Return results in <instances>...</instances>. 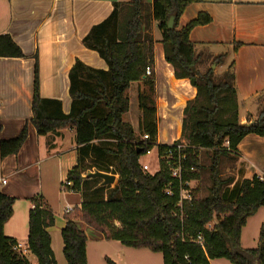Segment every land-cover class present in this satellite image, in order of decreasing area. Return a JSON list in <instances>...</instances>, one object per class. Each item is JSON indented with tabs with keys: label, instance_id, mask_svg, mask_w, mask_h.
<instances>
[{
	"label": "trees",
	"instance_id": "1",
	"mask_svg": "<svg viewBox=\"0 0 264 264\" xmlns=\"http://www.w3.org/2000/svg\"><path fill=\"white\" fill-rule=\"evenodd\" d=\"M200 1L113 3L110 15L93 26L81 41L83 47L97 53L107 70L90 68L78 60L74 63L68 73L71 103L67 115L62 113L59 101L40 97L35 62L30 124L38 136L65 129L75 132L77 164L65 181L71 184V191L81 193L83 202L80 208L64 214L60 237L66 264H87V238L78 223L106 241L160 254L163 264H209L213 260L264 264L262 234L256 249L240 247V232L246 219L264 207V177L259 180L254 176L230 187L233 179L219 173L221 159L235 155L246 136H264V106L255 123L240 124L232 65L220 78H215L210 69L200 70V56L195 54L189 33L197 26L209 24V16L200 14L178 29L185 8ZM170 16L175 17L172 29L167 27ZM152 23L156 24L158 42L174 77L187 79L196 90L195 98L183 111L181 137L171 145H156L154 102L146 94L139 93L137 99L142 114L138 136L123 121L129 109L126 92L132 83L142 82L148 93H153V73L145 75V68L153 66ZM23 57L8 35H0V58ZM143 136L147 139L143 140ZM26 137L24 127L17 137L1 140L0 159L16 154ZM181 143L186 146L182 150L186 156L183 167L196 169L195 173H182V188L189 191V201H181V187L171 179L164 164L169 152L175 158V146ZM154 148L159 171L151 175L142 171L139 160ZM199 151L211 154L210 186L204 198L197 189L184 185L200 178ZM65 189L61 187L62 191ZM14 202L0 193V264H29L14 250L17 243L4 234ZM29 202L32 209L28 212L27 251L37 264H55L47 232L54 224L53 215L44 208L41 196ZM210 223L212 229H207ZM197 237H201V245Z\"/></svg>",
	"mask_w": 264,
	"mask_h": 264
},
{
	"label": "crops",
	"instance_id": "2",
	"mask_svg": "<svg viewBox=\"0 0 264 264\" xmlns=\"http://www.w3.org/2000/svg\"><path fill=\"white\" fill-rule=\"evenodd\" d=\"M127 1L0 0V35H8L24 55L20 59L0 58V141L17 137L24 127L27 130L19 151L0 159V179L6 181L0 193L15 199L13 215L5 224L4 234L27 248L24 225L32 209L29 199L41 196L44 208L54 218L47 232L55 264L56 251L62 252L63 244L54 243L52 234L60 235L65 225V211L80 208L83 197L68 187L61 190L67 174L77 164L74 130L38 136L30 124L34 65L36 62L40 97L59 101L62 113L67 115L71 103L68 73L74 63L78 60L90 68L107 70L96 52L83 47L82 39L110 15L113 3ZM142 1L152 5L154 0ZM200 14L208 15L210 23L197 26L189 33L195 54L200 56L201 63L206 60L214 63L219 58L215 62L219 74L232 65L240 124L255 123L264 106V0H201L185 8L178 29ZM151 35L155 40L152 73L156 145H171L181 137L183 111L195 98L196 90L187 79L174 77L173 68L164 59L163 46L158 42L155 23H152ZM143 90V83L137 82L126 92L129 109L123 121L137 136L142 117L137 99ZM139 163L144 165L140 160ZM220 163L233 177L230 187L254 176L264 177V136H246L237 146V153L223 157ZM70 196L73 197L70 199ZM78 226L87 238L88 256L89 241L103 238L80 223ZM25 258L29 264H37L29 252ZM209 264L223 263L213 260Z\"/></svg>",
	"mask_w": 264,
	"mask_h": 264
},
{
	"label": "rangeland",
	"instance_id": "3",
	"mask_svg": "<svg viewBox=\"0 0 264 264\" xmlns=\"http://www.w3.org/2000/svg\"><path fill=\"white\" fill-rule=\"evenodd\" d=\"M202 66H200V70L202 72L210 69L215 78H220L222 74L217 72V64L212 63L210 60L202 61ZM150 93V92H149ZM148 93L147 88L144 86L143 94H146L149 99L153 100V93ZM264 97V96H263ZM150 101V100H149ZM199 180L197 182L191 183V189H197L198 194L201 198L206 197L207 190L210 186L209 179V169L211 165V154L209 151H202L199 153ZM140 162L142 164H146L149 167L150 173H154L158 168V160L157 154L155 151H151L149 155H145L141 157ZM219 173L223 178H232L231 175L226 173L224 169L221 167V163L219 165ZM73 196H70V199ZM61 204L58 205V212H60ZM28 220V219H26ZM25 221V217L23 219ZM28 221H26L25 232H28ZM95 233V232H93ZM97 233H95L96 235ZM264 238V207L259 208L254 215L248 217L246 219L245 225L242 227L240 232V247L243 250H254L259 245L260 236ZM91 236V234L89 235ZM53 242L58 243L60 245L61 238L60 235L52 234ZM56 262L57 264H66L63 254L60 251H56ZM27 252L24 257H26ZM111 260L115 264H163L162 257L160 254L152 253L148 250H136L130 249L122 246L118 242L115 241H106V240H90L88 243V256L87 261L88 264H107L105 259ZM35 260V259H33ZM223 264H229L225 260H220Z\"/></svg>",
	"mask_w": 264,
	"mask_h": 264
},
{
	"label": "built area",
	"instance_id": "4",
	"mask_svg": "<svg viewBox=\"0 0 264 264\" xmlns=\"http://www.w3.org/2000/svg\"><path fill=\"white\" fill-rule=\"evenodd\" d=\"M152 73V69L151 67H146L145 68V75L146 76H150V74ZM147 139V136H143V140H146ZM185 144L184 143H181L177 146H175V152H176V156L175 158L173 157V154L171 152H169L165 157H164V160H165V167L167 168L168 172H169V175L171 177V179L173 180H176L178 182V184L180 185V199L181 201H189L190 200V193L188 190H183L182 188V173L183 172H188V173H195L196 169L193 168V167H190L189 169H185L183 167V162L186 160V156L184 154H182V150L185 149ZM224 147H228V143L225 142L224 144ZM151 153V151H147L146 152V155H149ZM158 160V158H157ZM141 169L143 172L145 173H149L151 175L155 174L156 172L159 171V168L154 172V173H150V170H149V167L148 165L144 164V165H141ZM259 180H262V177H258ZM191 183H185L184 185L189 187L191 189ZM6 184V181L4 179H0V187L5 185ZM63 186L65 187H71V184L67 181H64L63 183ZM166 195L170 196L171 192L169 190H166L165 192ZM71 209H67L65 211V213H68L70 212ZM212 226L213 224H208L207 225V229H212ZM197 243L199 245L202 244V240H201V237H197ZM14 250L19 253L20 255H25L27 251V248H24L22 247L21 245L17 244L15 247H14Z\"/></svg>",
	"mask_w": 264,
	"mask_h": 264
},
{
	"label": "water",
	"instance_id": "5",
	"mask_svg": "<svg viewBox=\"0 0 264 264\" xmlns=\"http://www.w3.org/2000/svg\"><path fill=\"white\" fill-rule=\"evenodd\" d=\"M174 19H175L174 16H170V17H169V19H168V21H167V27H168L169 29H172V28H173Z\"/></svg>",
	"mask_w": 264,
	"mask_h": 264
}]
</instances>
